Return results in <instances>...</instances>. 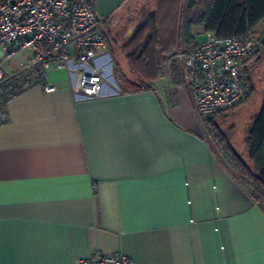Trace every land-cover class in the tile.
Masks as SVG:
<instances>
[{"label": "crops", "instance_id": "0c3cea01", "mask_svg": "<svg viewBox=\"0 0 264 264\" xmlns=\"http://www.w3.org/2000/svg\"><path fill=\"white\" fill-rule=\"evenodd\" d=\"M134 1H93L105 38L131 22ZM193 30L205 33L192 28L194 41ZM28 59L0 47L6 75ZM159 66L149 88L113 75L116 94L89 101L52 71L56 92L32 88L8 104L0 264H78L95 251L134 264H264V203L205 138L173 66Z\"/></svg>", "mask_w": 264, "mask_h": 264}, {"label": "built area", "instance_id": "2783aa9c", "mask_svg": "<svg viewBox=\"0 0 264 264\" xmlns=\"http://www.w3.org/2000/svg\"><path fill=\"white\" fill-rule=\"evenodd\" d=\"M94 0H0V47L7 57L29 54L19 72L0 69V126L9 120L8 104L23 92L40 88L53 93L52 71H63L75 100L89 101L116 94L118 86L107 53L102 21ZM205 41L191 49L181 46L168 59L180 85L191 97L199 120L234 108L248 99L243 69L254 53L249 34L218 37L205 32ZM113 87H109L108 85ZM78 264H134L124 256L95 251Z\"/></svg>", "mask_w": 264, "mask_h": 264}, {"label": "trees", "instance_id": "16d2710c", "mask_svg": "<svg viewBox=\"0 0 264 264\" xmlns=\"http://www.w3.org/2000/svg\"><path fill=\"white\" fill-rule=\"evenodd\" d=\"M195 6L198 7V13L187 18L183 31L186 46L194 41L191 29L195 26H200L204 32L213 33L218 37H232L249 34L264 20V0H197ZM169 11L164 12L163 10L162 13L161 9L158 11L159 25L155 37L152 35V38L148 37L144 41L145 38L140 36L136 39L137 44L130 46L133 48L131 61L135 64L132 65L133 73L144 76L139 78L140 82L136 86L131 85L135 88H149L160 71V62L155 57L158 49L160 48L161 57H166L175 46L173 35H169L168 29H165L166 19L170 18L169 15L172 12ZM167 24L169 25L170 22ZM246 64L243 75L249 96L245 102L253 94L251 76L247 73ZM120 81L130 87L131 82L123 79L122 76H120ZM218 115L201 120L204 132L213 135L219 156L228 171L236 178L240 177V182L255 201L264 203V105L253 118L251 129L245 135V145L248 147L246 156L250 167L242 161L240 155L230 146L226 136L214 124V119Z\"/></svg>", "mask_w": 264, "mask_h": 264}, {"label": "rangeland", "instance_id": "374dc122", "mask_svg": "<svg viewBox=\"0 0 264 264\" xmlns=\"http://www.w3.org/2000/svg\"><path fill=\"white\" fill-rule=\"evenodd\" d=\"M197 0H135L133 3L134 9L131 12L132 20L127 22L126 27L116 36L113 33L106 32L107 40V53L110 57V62L112 63V73L117 77V81H120V76L123 79L131 82L127 89L136 90L135 88L139 82V78H143L142 75L133 73L131 57L133 54V48L137 44L136 39L140 36L145 38L144 41L150 37H155L157 34V28L159 25V15L158 11L161 9V13L170 12V18L166 19L165 29H168V34L173 35L174 48L166 56L161 57L159 50L155 57L158 58L159 62L163 61L160 65L163 67V71L168 73L167 62L169 57L178 50L181 46L191 49L194 46V41L186 46L183 37V31L185 28L187 18L192 17L198 13V7H196ZM167 22L170 24L168 25ZM132 24L134 28L129 31V24ZM196 27V26H195ZM194 28V27H193ZM130 34L129 37H124V34ZM130 32V33H129ZM197 31L193 30V35H196ZM254 42V54L247 61L246 68L247 73L250 74L251 85L253 86V94L250 99L245 102L236 105L229 112L218 115L214 119V124L227 138L230 146L234 151H236L242 161L248 166L249 162L246 156V150L243 143L245 138V133L250 126L253 118L258 113L260 107L262 106V90H264V20H262L251 32ZM205 41V36L203 33L197 34L195 36L196 43H202ZM162 59V60H161ZM178 74L175 67L172 68ZM116 72V73H115ZM134 85V86H131ZM113 87L112 85H108ZM205 138L212 144L216 152L218 148L216 147V141L213 140V135L204 132ZM219 154V153H218ZM221 158V157H220ZM240 177L238 178V180ZM246 182V181H245Z\"/></svg>", "mask_w": 264, "mask_h": 264}, {"label": "water", "instance_id": "95a60500", "mask_svg": "<svg viewBox=\"0 0 264 264\" xmlns=\"http://www.w3.org/2000/svg\"><path fill=\"white\" fill-rule=\"evenodd\" d=\"M262 99H264V90H262ZM262 105H264V102H262Z\"/></svg>", "mask_w": 264, "mask_h": 264}, {"label": "flooded vegetation", "instance_id": "af4514ba", "mask_svg": "<svg viewBox=\"0 0 264 264\" xmlns=\"http://www.w3.org/2000/svg\"><path fill=\"white\" fill-rule=\"evenodd\" d=\"M131 28H134L132 24H131Z\"/></svg>", "mask_w": 264, "mask_h": 264}]
</instances>
